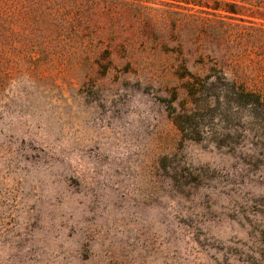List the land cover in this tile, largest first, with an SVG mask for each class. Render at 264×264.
<instances>
[{
  "label": "rangeland",
  "instance_id": "1",
  "mask_svg": "<svg viewBox=\"0 0 264 264\" xmlns=\"http://www.w3.org/2000/svg\"><path fill=\"white\" fill-rule=\"evenodd\" d=\"M82 3L0 81V264H264V0Z\"/></svg>",
  "mask_w": 264,
  "mask_h": 264
},
{
  "label": "trees",
  "instance_id": "2",
  "mask_svg": "<svg viewBox=\"0 0 264 264\" xmlns=\"http://www.w3.org/2000/svg\"><path fill=\"white\" fill-rule=\"evenodd\" d=\"M82 5V0H0V81L14 60L36 64L41 56L62 54L66 45L59 39L75 30Z\"/></svg>",
  "mask_w": 264,
  "mask_h": 264
}]
</instances>
